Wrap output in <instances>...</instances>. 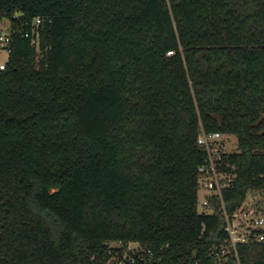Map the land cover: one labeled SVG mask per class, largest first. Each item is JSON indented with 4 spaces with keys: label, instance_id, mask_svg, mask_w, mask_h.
I'll use <instances>...</instances> for the list:
<instances>
[{
    "label": "trees",
    "instance_id": "1",
    "mask_svg": "<svg viewBox=\"0 0 264 264\" xmlns=\"http://www.w3.org/2000/svg\"><path fill=\"white\" fill-rule=\"evenodd\" d=\"M35 17L40 54L16 32ZM0 20V264H104L115 242L214 264L197 136L236 138L228 212L264 190V0H0Z\"/></svg>",
    "mask_w": 264,
    "mask_h": 264
},
{
    "label": "built area",
    "instance_id": "2",
    "mask_svg": "<svg viewBox=\"0 0 264 264\" xmlns=\"http://www.w3.org/2000/svg\"><path fill=\"white\" fill-rule=\"evenodd\" d=\"M49 22L44 17H35L30 22V28H19L16 32L29 40L30 46L40 54V35L45 24ZM12 29L9 22L0 20V50L8 56L11 53ZM6 63H0V71L5 69ZM231 136L218 132L199 130L197 144L205 152L206 159L197 169L200 175L199 189L207 196L199 202L203 211L212 213L211 199L219 202L222 212V231L225 240L213 245L209 257L214 264H241L237 246L240 244H264V190H247L242 202L228 212L222 201V192L234 185L236 167L225 159L230 152L226 145ZM114 244V245H113ZM108 259L104 264H160L159 257H154L151 251H145L138 243L115 242L108 245ZM162 251H160L161 253ZM159 253V254H160ZM184 264H200L195 256L187 258Z\"/></svg>",
    "mask_w": 264,
    "mask_h": 264
},
{
    "label": "rangeland",
    "instance_id": "3",
    "mask_svg": "<svg viewBox=\"0 0 264 264\" xmlns=\"http://www.w3.org/2000/svg\"><path fill=\"white\" fill-rule=\"evenodd\" d=\"M7 60H8V55L3 50H0V63H6ZM226 143H227L226 145L229 147L230 152L231 151L236 152V138L235 137H231ZM206 196H207V193L199 189L198 201L200 202Z\"/></svg>",
    "mask_w": 264,
    "mask_h": 264
}]
</instances>
